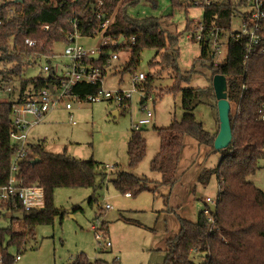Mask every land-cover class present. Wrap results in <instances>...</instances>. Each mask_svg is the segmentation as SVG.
I'll use <instances>...</instances> for the list:
<instances>
[{
    "label": "trees",
    "instance_id": "1",
    "mask_svg": "<svg viewBox=\"0 0 264 264\" xmlns=\"http://www.w3.org/2000/svg\"><path fill=\"white\" fill-rule=\"evenodd\" d=\"M141 1L7 0L0 7L3 22L0 26V53L5 63L9 64L6 73L18 76L22 88L31 83L36 90L45 88L52 78L23 79L22 75L42 57H50L55 45L68 42L73 32V20L77 21L83 38L102 33L104 38L113 43L100 48L97 61L90 60L103 71L107 67L108 53H118L121 49L129 51L126 69L133 71L141 53L146 49H155V58H160L162 65L171 70L173 84L165 93L180 94L183 116L179 121L173 120L168 128L155 129L159 138V151L152 158L149 169L161 177L156 186L151 189L147 179L121 172L112 180L113 187L121 194L135 197L145 191L154 193L159 186H174L184 141L188 137L192 138L208 148L207 156L217 152L221 154L217 167L204 169L198 177L203 186L209 184L213 176L217 178L216 204L213 210L205 205L213 221L210 223L207 220L204 210L198 214L195 222L178 216L179 231L166 242L163 264H194L195 257H205L202 264H264V192L247 180L256 173L259 161L264 157V121L258 114L264 103V38L244 64L248 37H229L225 58L218 66H214L210 41L206 38L213 28L221 29L220 35L224 36L230 30L234 15L229 7L206 9L202 16L203 39L189 40L200 47V54L195 61L208 66L210 84L202 89L183 87L184 83L189 82L190 75L183 73L178 66L180 36L170 34L161 27L162 17L138 19L130 16L128 9L136 7ZM146 1L152 8L157 7L156 0ZM170 1L172 9L182 8L178 1ZM10 11H13L12 15ZM109 20L110 24L102 30V24ZM191 25L192 21L186 19L184 32H189ZM120 39L123 41L120 42ZM26 40L35 45L28 47ZM150 66H155L153 60ZM216 75L226 79L232 128V141L221 151L214 150L215 136L204 130L193 114L200 103L208 100L216 103L212 87ZM104 76L103 72L102 79ZM145 85L149 86V83ZM100 89V82L79 83L72 88V92L84 99ZM10 131V106L0 103V189L8 182L11 159L16 149ZM141 132L132 131L127 143L128 165L132 168L138 166L146 155V140ZM29 149L32 156L20 164L18 177L25 187L42 190L43 206L25 211L18 200L0 205L1 211L7 212L12 222L20 221L27 229L26 232H16L11 227L0 228V257L4 264H12L15 255H20L28 238L34 236L36 226L53 224L59 215L53 204L55 189L89 188L95 192L99 188L96 177L100 175L102 181L106 178L105 169L93 159L79 160L68 156L65 150L60 154L49 153L42 142L29 144ZM35 158L39 161L31 163ZM15 213H22L23 219H15ZM101 227L103 231L105 224ZM11 248L16 250V254L10 253ZM71 264L110 263L102 259L91 262L86 255L79 254Z\"/></svg>",
    "mask_w": 264,
    "mask_h": 264
},
{
    "label": "rangeland",
    "instance_id": "2",
    "mask_svg": "<svg viewBox=\"0 0 264 264\" xmlns=\"http://www.w3.org/2000/svg\"><path fill=\"white\" fill-rule=\"evenodd\" d=\"M156 1L157 7L152 8L146 0H142L136 7L128 9V14L138 19L162 17L161 27L170 34L180 36L178 66L183 73L190 75L189 82L183 87H207L211 72L207 65L202 66L195 61L200 47L187 38L189 32H184L186 19L192 21V25L202 20V9L186 6L174 10L170 0ZM247 10L242 8L241 12ZM243 29L242 15H236L230 31L241 32ZM229 34L223 41L224 54ZM79 44L86 51L97 52L113 43L102 33H97L94 37L82 38ZM214 48L212 45L211 51ZM63 49V45H55L52 53L56 59L51 57L49 61L66 62L62 56ZM156 53L155 49H146L141 53L133 71L143 73L147 78L139 88L131 81L132 71L126 69L129 51L121 49L117 53L119 59L105 67L103 89L136 91L129 107L117 117L112 114L113 104L73 102L75 125H71L65 109L58 106L43 122L28 129L27 145L40 141L49 153L60 154L65 150L68 156L79 160L93 159L105 169L106 178L102 181L100 175L96 177L99 188L95 192L89 188L55 189L53 204L59 215L53 224L34 228V236L28 238L27 245L20 251L21 261L18 264H71L79 254L86 255L91 262L102 259L110 264L113 261L116 264H163L166 242L179 231L178 216L195 222L198 213L207 205L205 199L216 200V176L206 186L198 181V177L204 169H215L221 154L217 152L207 156L208 148L189 137L184 141L174 186H159L154 193L145 191L135 197H126L112 185L117 174L125 172L147 179L149 187L154 188L161 179L159 174L149 169L152 158L159 151L155 129L168 128L173 120L179 121L183 116L180 94L165 93L173 84L171 70L162 65L160 58H155ZM152 60L155 63L153 67L150 66ZM46 62L45 59L37 62L22 78L41 76V68ZM150 79L153 80L148 82ZM19 83V80L14 81L16 89H19ZM148 83L149 86L145 85ZM142 96L144 100H141ZM0 100L8 101L10 97L0 95ZM208 102L198 104L193 114L204 130L216 136L219 127L216 103ZM143 106L152 112L150 125L141 132L147 150L141 163L132 168L128 165L127 143L132 134L131 123L142 117ZM258 167L247 180L264 192V157ZM105 205L112 209L106 210ZM103 223L105 229L102 231ZM9 227L16 232L27 231L22 222H12L10 215L2 212L0 228ZM106 240L110 241L111 247L103 246ZM10 253L16 254V250L11 248ZM193 262L202 264L205 257H195Z\"/></svg>",
    "mask_w": 264,
    "mask_h": 264
},
{
    "label": "built area",
    "instance_id": "3",
    "mask_svg": "<svg viewBox=\"0 0 264 264\" xmlns=\"http://www.w3.org/2000/svg\"><path fill=\"white\" fill-rule=\"evenodd\" d=\"M7 0H0V7L5 4ZM182 8L194 7L200 8L204 11L213 7H229L232 9L233 18L236 15H242V21L244 29L241 32L227 33L231 38H241L243 36L248 37L246 45V55L244 58V64H246L251 53L259 46L264 38V0H176ZM242 8H248L246 12H241ZM13 11H10V15ZM101 14L99 13L98 18ZM232 18V20H233ZM231 20V23H232ZM110 20L102 24L101 28L104 30L109 24ZM73 26V32L68 38V42L63 45L62 56L66 59V62H50L49 59L56 57L55 54H51L50 57H42L47 62L41 68V76L34 78L47 79L52 78L51 82L42 89H35V86L31 83L22 88L21 81L18 76L7 74L9 64H6L0 53V95L10 97V100H0V103H7L11 110V131L10 138L13 144L16 145V149L11 159L10 174L8 182L0 189V205L20 201L25 211L31 209H39L43 206L42 190L38 187H25L22 180L18 177L20 172V164L27 160L31 155L29 145H27V132L30 127L43 122L45 117L56 110L58 106H62L68 112V119L71 125H75L74 115L72 113L73 102H86L89 104L107 102L113 104L117 111H125L129 105L132 95L136 92L134 89L130 91H111L102 88V76L103 71L97 67L94 63L90 62L91 55L99 53V51H86L79 44L81 31L76 20L71 21ZM3 25L0 18V26ZM187 38H194L196 41L202 40V33L204 31L203 21H199L191 26ZM47 29V27H44ZM231 28V27H230ZM221 29L213 28L209 31L207 40L210 41L209 49L212 45L215 46L214 50L210 53L212 55V63L214 66H218L225 54L223 53V41L226 37L220 35ZM228 37V38H229ZM227 38V41H228ZM25 44L28 47H33L34 42L26 40ZM227 48V47H226ZM56 59V58H55ZM119 56L117 53H110L106 59V66L111 65L114 61H117ZM36 64V63H35ZM34 64V65H35ZM105 69V68H104ZM146 76L143 73L132 71L131 81L135 87L146 81ZM32 79V78H31ZM15 80H19V89H16L13 85ZM100 82L101 89L96 94L88 95L84 99L72 92V88L79 83L95 84ZM51 87V89L49 88ZM141 100H144L142 96ZM142 117L137 121L131 123V130L133 132L141 131L144 127L150 125L152 112L147 109L146 106L142 108ZM261 121H264V103L261 105L258 111ZM107 168V166H106ZM127 196H129L127 194ZM205 203L213 210L216 200L210 198L205 199ZM212 208H211V206ZM105 209H112L111 206L105 205ZM2 209L0 208V212ZM204 214L207 216V220L212 223V217L208 210L204 209ZM99 237V235L97 236ZM103 246L111 247L110 241L103 242ZM117 260V259H116ZM21 261L20 255H15L12 264H18ZM0 264H4L0 257Z\"/></svg>",
    "mask_w": 264,
    "mask_h": 264
},
{
    "label": "water",
    "instance_id": "4",
    "mask_svg": "<svg viewBox=\"0 0 264 264\" xmlns=\"http://www.w3.org/2000/svg\"><path fill=\"white\" fill-rule=\"evenodd\" d=\"M22 1V0H20ZM123 39H120L122 42ZM110 53H108L109 55ZM100 57L99 53L91 55V59L97 61ZM212 87L214 91V96L216 99V109L217 117L219 122L218 133L216 134L213 141V148L215 151H221L228 147L232 141V128L230 123V104L227 99V83L224 76L216 75L212 80ZM51 89V87H49ZM115 117V114H113ZM39 160L37 158L33 159L31 163H36ZM15 219L22 220V213H15L13 215Z\"/></svg>",
    "mask_w": 264,
    "mask_h": 264
},
{
    "label": "crops",
    "instance_id": "5",
    "mask_svg": "<svg viewBox=\"0 0 264 264\" xmlns=\"http://www.w3.org/2000/svg\"><path fill=\"white\" fill-rule=\"evenodd\" d=\"M65 111H66V110H65ZM52 112H53V111H52ZM66 112H67V111H66ZM72 113H73V111H72ZM67 114H68V112H67ZM112 114H115V117H117V116L120 114V112L117 111L116 108H114V109L112 110ZM48 116H50V113L45 117V119H46ZM45 119H44V120H45ZM39 142H40V141H37V143H39ZM125 196H126V197H129V196H127V195H125ZM204 209H205V207L203 208V210H204ZM201 211H202V210H201ZM201 211H200V212H201ZM200 212H199V213H200ZM199 213H198V214H199ZM108 241H109V240H108ZM111 246H112V244H111Z\"/></svg>",
    "mask_w": 264,
    "mask_h": 264
}]
</instances>
